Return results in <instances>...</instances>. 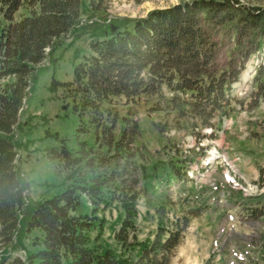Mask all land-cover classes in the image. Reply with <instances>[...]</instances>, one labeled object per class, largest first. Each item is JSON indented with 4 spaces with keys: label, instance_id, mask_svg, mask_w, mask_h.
Masks as SVG:
<instances>
[{
    "label": "rangeland",
    "instance_id": "rangeland-1",
    "mask_svg": "<svg viewBox=\"0 0 264 264\" xmlns=\"http://www.w3.org/2000/svg\"><path fill=\"white\" fill-rule=\"evenodd\" d=\"M182 1L190 0L85 2L78 23L52 40L40 62L13 72L6 28L38 4L20 0L14 9L0 0V105L22 92L8 136L24 189L16 231L0 227V264L40 263L44 230L27 222L39 202L67 188L78 193L69 213L85 221L93 254L107 249L121 264H264V0H214L199 15L215 44L211 67L232 82L201 119L190 116L185 94L161 89L119 106L133 118L121 132L115 116L95 123L79 108L81 117L62 86L104 24ZM124 205L136 217L122 240L115 235ZM58 250L60 264H68L72 252Z\"/></svg>",
    "mask_w": 264,
    "mask_h": 264
},
{
    "label": "trees",
    "instance_id": "trees-1",
    "mask_svg": "<svg viewBox=\"0 0 264 264\" xmlns=\"http://www.w3.org/2000/svg\"><path fill=\"white\" fill-rule=\"evenodd\" d=\"M92 1L32 0L38 4V10H32L30 15L6 28V52L12 58L9 70L26 69L28 64L40 62L45 48L54 38L66 34L76 25L81 6ZM142 1L134 0L136 3ZM2 2L14 9L20 4V0ZM212 3L217 1H182L170 7L151 9L144 16H116L104 24L101 32L90 40V52L75 64L72 81L62 83L67 96L73 98L78 107L79 115L82 117L81 108L95 123L115 116L122 121L121 132H124V120L133 118L120 115L119 106L134 104L141 94H152L161 89L185 94L187 101L183 99V102L194 111L190 112L193 118L198 115L201 119L206 107L217 108L216 104L227 96L232 82L224 81L223 70L216 72L211 67L215 44L199 23V15L212 8ZM21 102L22 92L15 90L10 99L0 105V130L5 132L0 136V227L7 234H13L17 229L18 211L24 199L23 185L16 171V151L8 136L9 125ZM220 114L222 118L228 117L224 109ZM76 194L77 191L67 188L34 208L27 227L42 228L43 242L48 243L47 249L41 250L44 257L41 256L39 264H60L58 249L61 248L72 252L71 256H64L68 264H109L110 257L118 258L121 264V256L107 249L103 254L92 253L90 237L83 232L85 221L69 213L77 204ZM124 212L122 227L115 235L123 234L122 240L128 237L124 231L134 228L136 209L124 205ZM166 243L173 246L176 236L172 235Z\"/></svg>",
    "mask_w": 264,
    "mask_h": 264
},
{
    "label": "water",
    "instance_id": "water-1",
    "mask_svg": "<svg viewBox=\"0 0 264 264\" xmlns=\"http://www.w3.org/2000/svg\"><path fill=\"white\" fill-rule=\"evenodd\" d=\"M110 26H111L112 29H114V27H113L112 25H110ZM60 153L62 154L63 157H66V156H67V154H66V150H65L64 147H62Z\"/></svg>",
    "mask_w": 264,
    "mask_h": 264
}]
</instances>
